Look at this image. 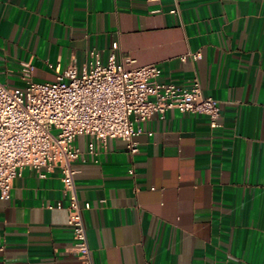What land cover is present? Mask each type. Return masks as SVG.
I'll return each mask as SVG.
<instances>
[{"label": "crops", "instance_id": "obj_1", "mask_svg": "<svg viewBox=\"0 0 264 264\" xmlns=\"http://www.w3.org/2000/svg\"><path fill=\"white\" fill-rule=\"evenodd\" d=\"M111 51L133 59L125 67L158 64L163 81L197 77L219 125L168 109L140 124L136 154L117 138L90 153L92 139L76 137L92 264H264V0H0L9 87L24 86L26 63L52 81ZM62 189L58 169L24 167L0 195V264H79Z\"/></svg>", "mask_w": 264, "mask_h": 264}, {"label": "built area", "instance_id": "obj_2", "mask_svg": "<svg viewBox=\"0 0 264 264\" xmlns=\"http://www.w3.org/2000/svg\"><path fill=\"white\" fill-rule=\"evenodd\" d=\"M90 54L98 59L97 50ZM201 57L198 50L179 58ZM125 62L133 59L118 62L111 51L105 64L95 61L78 71L72 63L56 69L54 80L42 82L32 79L33 67L26 63L21 73L23 87H9L0 81V195L9 198L13 180L24 167L34 169L39 177L58 169L79 264H92V260L83 220V211L90 204L79 203L74 184L72 163L81 156L74 143L77 136L92 139L90 153L94 152V140L104 147L108 139L117 138L129 153L136 154L140 124L155 115L164 117L168 109L203 114L211 127L219 125V102L203 93L197 77L181 86L161 80L162 69L156 63L125 67Z\"/></svg>", "mask_w": 264, "mask_h": 264}]
</instances>
